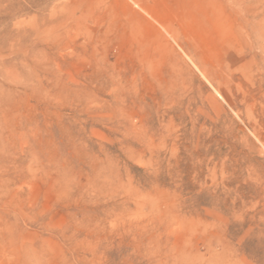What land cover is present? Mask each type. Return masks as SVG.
I'll return each instance as SVG.
<instances>
[{"label":"rangeland","instance_id":"1","mask_svg":"<svg viewBox=\"0 0 264 264\" xmlns=\"http://www.w3.org/2000/svg\"><path fill=\"white\" fill-rule=\"evenodd\" d=\"M0 264H264V0H0Z\"/></svg>","mask_w":264,"mask_h":264}]
</instances>
